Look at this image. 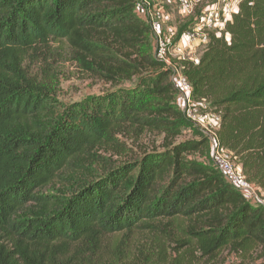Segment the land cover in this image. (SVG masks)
I'll list each match as a JSON object with an SVG mask.
<instances>
[{"label":"trees","instance_id":"obj_1","mask_svg":"<svg viewBox=\"0 0 264 264\" xmlns=\"http://www.w3.org/2000/svg\"><path fill=\"white\" fill-rule=\"evenodd\" d=\"M151 33L133 0H0V264H193L194 249L168 233L182 224L201 259L264 250V208L199 160L211 159L208 139L178 107ZM59 41L107 82L133 84L60 103L26 67ZM181 65L191 99L220 117L219 145L264 194V0H242L198 61ZM127 131L157 132L160 150L59 192L55 180L85 176ZM144 233L169 244L136 248Z\"/></svg>","mask_w":264,"mask_h":264},{"label":"rangeland","instance_id":"obj_2","mask_svg":"<svg viewBox=\"0 0 264 264\" xmlns=\"http://www.w3.org/2000/svg\"><path fill=\"white\" fill-rule=\"evenodd\" d=\"M156 3L162 2L163 8H155L153 11L155 19L161 23L160 35L169 38V35L176 30L179 26L193 20L191 17L185 19L180 15L181 11L177 4L171 0H156ZM228 0H207L203 6L195 13L201 14L205 7L208 10L209 7H214L219 4V9H223L225 2ZM242 1V0H241ZM155 7V6H154ZM237 12V11H236ZM235 12V13H236ZM167 13V14H166ZM168 15V16H167ZM141 18L145 19L143 15ZM169 17V19H168ZM146 20V19H145ZM197 20V18L195 19ZM199 22V21H198ZM170 28L173 30L171 31ZM180 45L184 50V54L189 58L191 57L195 61L201 56L202 51L206 47H198L190 52L188 48V42L185 37H181ZM150 44L152 47V53L155 52V38H150ZM188 61H190L188 59ZM194 62V61H191ZM27 70L30 75L33 76L38 82L46 86L50 91L56 94V98L60 103L64 105L74 102H80L89 97L98 96L105 92L112 90L116 86L129 87L133 82L119 81L115 84H111L106 81L101 75L96 72L94 65L90 62H82L76 56L75 52L70 49L68 42L59 41L52 45L51 54L48 58L42 60H32L27 62ZM205 112H208L205 111ZM209 113V112H208ZM213 115L209 113L208 116ZM209 121V120H207ZM118 147L110 148L107 151H97L96 154L99 158L96 159L94 165H86L88 167L85 172H89V175L73 176L69 182H63L55 180L53 184L59 189L62 194L70 193L72 186H75L78 181H89L93 176L102 174L110 167H118L119 165L129 162L137 158L142 152L151 151L153 149L160 150L162 144V136L157 132L145 131L142 134L135 131H127L124 135L117 136L115 142ZM207 165H212L210 157L199 159ZM65 174H68L67 172ZM92 175V176H90ZM64 176V175H62ZM52 188H48L51 190ZM250 200L256 205L264 208V194L261 191L256 190ZM184 223L183 221L179 222ZM187 226L185 224L180 225L179 228L170 230V238L177 240L178 242H188L189 247H192V251L195 262L193 264H264V250L259 246H253L247 251H233L230 247H225L220 250L212 259H201L200 254L195 252V244L190 242L186 233ZM136 248H142L144 251L153 248L156 244L168 245L166 237L160 234H136L133 240ZM170 248V247H168Z\"/></svg>","mask_w":264,"mask_h":264},{"label":"built area","instance_id":"obj_3","mask_svg":"<svg viewBox=\"0 0 264 264\" xmlns=\"http://www.w3.org/2000/svg\"><path fill=\"white\" fill-rule=\"evenodd\" d=\"M135 11L143 15L151 28V35L155 38L154 58L161 62L170 70L169 80L175 86L177 91L176 102L185 118L195 127L202 131L208 139L210 154L213 165L222 173L226 182L239 191L246 200L251 201L255 188L247 183L242 177L239 168L234 165L232 154L219 145L217 130L220 124V117L213 114L208 116L205 103H196L191 97V86L182 74V63L185 61H194L191 57L184 54L180 41L174 42L175 32L166 38L160 35L161 25L154 16L152 10L154 0H133ZM180 8V15L184 18L192 16L195 11L201 7L207 0H171ZM241 0H228L223 9H219V4L214 7H205L201 12L199 22L187 31L183 37L188 42L190 52L198 47H204L209 40V34L219 35L227 22L231 20L232 15L237 11ZM193 53V52H192ZM209 120V121H207Z\"/></svg>","mask_w":264,"mask_h":264},{"label":"crops","instance_id":"obj_4","mask_svg":"<svg viewBox=\"0 0 264 264\" xmlns=\"http://www.w3.org/2000/svg\"><path fill=\"white\" fill-rule=\"evenodd\" d=\"M161 9H164V8H161Z\"/></svg>","mask_w":264,"mask_h":264}]
</instances>
